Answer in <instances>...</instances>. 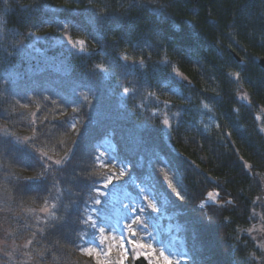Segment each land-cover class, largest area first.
Returning a JSON list of instances; mask_svg holds the SVG:
<instances>
[{
    "label": "trees",
    "instance_id": "16d2710c",
    "mask_svg": "<svg viewBox=\"0 0 264 264\" xmlns=\"http://www.w3.org/2000/svg\"><path fill=\"white\" fill-rule=\"evenodd\" d=\"M162 2L171 5L170 19L163 24L145 9H129L132 0H123V6L122 0H93V7L122 16L119 25L101 26L105 35L98 39L84 20L89 0L79 4L74 0H0V18L6 14L5 38L0 40V88H9L7 94L0 92V136L10 133L29 139L30 145L13 156L0 155V227L6 243L0 263L96 264L93 256L66 236L79 243L87 239L85 230L91 234L76 218L92 197L108 201L100 195L107 189L103 178L115 173L113 184L121 176L132 196L140 198L133 181L151 193L159 208L151 223L173 264H264V249L259 247L264 241L257 231L262 220L249 221L253 207L264 215V207L253 205L257 197L264 201V133L259 131L264 128V67L259 63L264 58V0ZM37 4L44 6L38 16L25 10L24 6ZM51 12L61 13L56 20L72 23L61 28L50 18ZM149 28L167 34L168 59L186 77L171 85L176 93L161 90L172 75L171 67L156 64L163 50L153 42L147 49L149 58L136 47H143V33ZM17 31L22 35H12ZM62 35L86 40L90 49L103 55L90 59L72 55L69 46L55 45ZM118 54L135 60L143 56L147 70L139 79L158 101L124 96L119 74L106 80L92 74L95 64L107 67V61ZM229 72H240L239 82L231 80ZM125 86L131 87L127 82ZM5 95L7 102H2ZM84 95L87 102H82ZM243 95L250 104L238 99ZM141 102L143 109L136 107ZM201 103H209L213 111L201 110ZM177 109H183L178 126L173 117ZM154 111H159L158 117L152 116ZM165 117L171 128L163 125ZM210 118L219 127L205 130L204 121ZM65 122L75 123V128ZM137 137L142 145L136 144ZM106 142L110 154L127 163V168L116 161L112 167L92 164L93 146L102 153ZM40 153L52 161L71 159L63 167L53 164L47 181L33 182L29 190L21 191L27 178L41 173L40 167L29 166L38 164L35 157ZM245 165L251 166L255 178ZM53 177L63 190L59 200L52 188ZM168 179L184 200L171 191ZM93 180L100 181L98 191H92ZM45 186L51 194L44 191ZM212 192L218 193L215 201L209 199ZM45 200L47 205H57H50L51 212L76 222L56 230L48 227L51 218L40 213ZM73 200L76 205L66 216L64 206ZM226 200L233 203L225 205ZM107 208L111 216L109 204ZM253 225L256 230L249 234L247 229Z\"/></svg>",
    "mask_w": 264,
    "mask_h": 264
},
{
    "label": "snow or ice",
    "instance_id": "6c2138e0",
    "mask_svg": "<svg viewBox=\"0 0 264 264\" xmlns=\"http://www.w3.org/2000/svg\"><path fill=\"white\" fill-rule=\"evenodd\" d=\"M8 0H4V3H7ZM75 3L79 4L82 2V0H74ZM121 6H123V0L121 3ZM171 5L166 2H162V0H132V3L129 5V9L136 7L140 9L147 10L148 13L151 14L152 17H155L160 23H167V21L170 19V14L168 12V8ZM26 11L32 12L35 15H39L41 11H43L44 6L37 4L35 6L33 5H26L24 6ZM88 11L87 14L84 17V20L88 26H90L91 30L95 33V37L98 39H102L105 35L104 32H101L99 29L101 26H103L106 23L111 22L112 24L119 25L120 20L122 19V16L119 13L115 12H104L101 11L95 7H93V0H89L88 3ZM45 15H49L48 12H45ZM61 15V13L58 12H51L50 18L57 22L61 28L66 29L70 23H72L71 20H69L67 23L63 20H56V17ZM6 20V14L5 18H0V40H3L4 33L2 31ZM46 22V21H45ZM33 27H40V24H34ZM77 30H83L80 24H74L73 25ZM12 35L19 37L22 35L20 32H14ZM28 36L35 35L34 32H28ZM144 36V45L141 47L139 44L136 46L137 49L141 52H145L149 58L151 57V52L147 51V49H150L153 47V42H155L156 45L159 46L160 49L163 50V56L161 59L156 61L157 65L171 67L172 69V75L171 78L168 80V83L164 85V89H167L170 92L176 93L177 89L175 87H171V85L183 82L186 80V77L182 75L174 66L171 65L170 60L167 56V45L165 41L168 39V36L165 32H162L157 29L149 28L148 31L143 33ZM118 45V41L116 42ZM55 45L64 47L65 45L70 47L71 54L76 55L79 54L86 58H91L94 55H103L102 52H97L96 49H90L88 47L87 41L83 39L79 40H73L71 36L69 35H62L56 42ZM32 45H29L31 47ZM13 47H17L16 45H13ZM7 49L5 48V51ZM242 64H246L247 62H241ZM107 67H105L104 63H97L94 65L93 69L91 70L92 74L94 76L98 75L101 80H106L109 77H116L118 74L123 78L120 87L122 88L123 95L128 97L129 99L135 101V100H143L152 98L154 100H159V97L154 92H149L147 90V87L144 83H142L139 79V76L141 73L147 70V62L143 58V56L139 60L132 59L127 54H118V56L115 58V60H108L107 61ZM243 71V68L241 69ZM67 71V69H66ZM228 77L235 81L239 82L241 78L240 72L235 73H227ZM133 76L132 80H129L128 77ZM2 79V78H0ZM125 82L127 84L131 85V87L125 86ZM159 86V85H157ZM186 86V85H185ZM82 87L87 88L88 92H92L93 89L88 85H82ZM0 92H3L7 94L9 92V88L3 87L0 88ZM217 96H219V93H217ZM238 99L244 103L250 104L251 101L248 99L247 95L239 96ZM88 96L84 95L82 96V102H87ZM2 102H7V95L3 97ZM167 103V102H165ZM83 106H87L86 103L83 104ZM137 108L143 109L145 107V104L143 102L136 105ZM199 108L201 110H207V112H212V108L210 107L209 103H201L199 105ZM76 111V109H74ZM238 112V109L236 110ZM182 113L183 109H177L173 113V117L177 120V126L180 122H182ZM203 114V112H202ZM5 115L7 113L5 112ZM152 116L158 117L159 111L152 112ZM34 123V121H32ZM69 123L70 127L75 128V123L72 122H65ZM163 125L167 126L169 128L172 127L170 124V121L167 117L163 120ZM219 127V125H217ZM205 130H207V126L205 125ZM260 133H264V128L259 129ZM230 136L231 133H228ZM33 143L35 138H31ZM142 140L137 137L136 138V144L142 145ZM23 147H30L29 145V139L21 140L20 138H15L10 133H5L3 136H0V155H4L5 157L13 156L15 152H17L19 149ZM33 152H35V149H33ZM92 164L93 165H100L101 167H106L109 163H112L113 160H115L118 164L121 165L122 168H127L128 164L121 161L118 156H109L107 160L104 159V156L102 153L98 152L96 150V146H93V152H92ZM35 159L38 161V164L29 165L30 167H40L42 169L41 173L38 176L27 178V181L23 184L21 187V191H27L31 187L33 182L39 183L43 181H47L49 177L50 170L52 169V165L55 164L57 166L63 167L70 159L71 157L66 156L63 160H55L52 161L51 157L47 156L46 153H40L35 157ZM51 161V163H49ZM245 168L248 170L249 174L255 176L257 174H254L251 172V166L245 165ZM84 171L90 172V169H85ZM115 173H112L110 175H107L103 179L106 181L104 183L103 187L107 188L108 184L112 183L113 176ZM120 175H124V172L121 171ZM53 184L52 188H55L57 193L56 199L59 200L60 196L63 195V190L59 188V182L55 180V177H53ZM100 184V181L93 180L92 182V191H98V185ZM168 186L171 188V191L175 194L177 198L180 200H184V197L181 195L179 191H177L176 186L172 183L171 179L167 180ZM133 185L139 189L138 195L140 196L139 199H131L129 204H122V207L125 209V214L121 219L114 223L111 221V217L107 214L108 208L107 204L108 201L105 199L102 201L99 198L92 197L91 203L85 202V206L83 209V213L76 218V221L79 223L86 225L87 229H91L92 232L89 235L87 230H85V237L87 239L82 238L79 243L76 241H73L71 239V235L68 234L66 238L69 240V242L76 243V246L80 248L82 252H86L87 255L91 256L93 255V249L86 247V244L88 243H94L96 248L99 249V251H96V256L99 258L100 255H104L105 260L102 262L99 259H97L96 264H125V259L129 253L134 254L135 260H140L141 258L144 259H152L150 254L145 251V249L153 248V245L151 244H143L137 241L136 234L137 230H140L142 232H149V224L152 220L156 218V215L159 213V208L155 203H153L151 200H149L148 194H145V189L140 187L139 185L135 184V181H133ZM44 191H49V194H51L50 190L45 186ZM38 195L43 198L41 193H37ZM126 195H129V193H125ZM100 195H107L106 193H100ZM218 195V193H217ZM209 199L215 201L216 197L212 194H209ZM147 201V203H145ZM49 202L45 200L46 207L43 209L44 212L48 213L49 217L51 218V223L48 225L53 230H56L58 228L64 227L66 228L69 223H75L76 221H72L69 217V219H65L64 216H57L55 212L49 211L47 204ZM225 205H231L233 203L232 200H226ZM104 205L100 208H97V205ZM76 205V201L73 200L70 202L69 205L64 206L66 208L65 215L68 216V213L70 212L71 208ZM254 206H260L264 207V201H260V197L256 198V201H253ZM52 208H56L57 205L53 203L51 205ZM199 207L201 209L205 208L204 204H200ZM90 210V211H89ZM95 215V219L93 218ZM143 217V219H141ZM262 220L264 221V215H260L255 211V207L252 208L251 214L249 216V221L252 220ZM135 226V227H134ZM108 231H118L120 234V243L119 248L121 249V256L119 258H111V251L112 248L110 245L106 244V241L108 239L107 236H102V234L105 233V230ZM256 230V226L253 225L252 228L247 229L248 233L251 234L253 231ZM261 231H264V225L261 226ZM43 232V228L41 229ZM131 237V239L129 238ZM148 239H152L151 233H149ZM255 239V237H253ZM31 243V241L29 242ZM260 248L264 249V244L259 245ZM155 249L153 248V252ZM43 255V254H42ZM161 256H164V259L167 261V264H173V261L169 259L168 256H165L163 252L160 253Z\"/></svg>",
    "mask_w": 264,
    "mask_h": 264
},
{
    "label": "rangeland",
    "instance_id": "374dc122",
    "mask_svg": "<svg viewBox=\"0 0 264 264\" xmlns=\"http://www.w3.org/2000/svg\"><path fill=\"white\" fill-rule=\"evenodd\" d=\"M205 125L207 126L208 130H212L215 127H217V122L214 121V119H209V120H205L204 121ZM108 144H110L109 142H106L105 144V148H103L102 153L104 156V159L107 160L109 158V156H112L110 154V151L108 150ZM115 160L112 161V163H109L107 166H114ZM116 179V183L113 184H108V187L106 189V196L108 198V204H109V210L111 211V221L112 223L115 224L116 221H118L119 219H121V217L124 216L125 214V209L122 207V204H129L130 200L135 198V199H139L138 197L136 198L135 196H132L129 192V190L126 188V186L124 185L121 176H118ZM127 183V181H125ZM125 193H129V195H126ZM145 194H148L149 200H152L151 198V193L145 191ZM213 196H217L216 192H212L211 193ZM263 200H264V194H263ZM147 202V201H145ZM50 205H47L49 211H50ZM46 207V206H45ZM44 208L40 209V213L45 214L46 212L43 211ZM95 219V215L93 217ZM141 219H143V217H141ZM264 225V221L261 222V224H259L257 231H259L260 236L262 238V240L264 241V231H261V226ZM135 227V226H134ZM3 229L0 227V251L2 253H4V249L2 247L5 246V240L1 239L2 234H3ZM2 233V234H1ZM149 233H151L152 239H148ZM102 236H107L108 239L106 241V244L110 245L112 248L111 251V258H119L121 256V249L119 248V243H120V234L118 231H108L107 227L105 230V233L102 234ZM131 239V237H129ZM136 239L138 242L143 243V244H151L153 245V248L155 249V251L153 252V248H148L145 249L146 252H148L150 254V256L152 257V259H148L150 261V263L152 264H167V261L164 259V256H161L160 253L163 252L165 256H167V251L166 249L163 248L162 244L159 243L160 240L158 238V234L156 229L153 227L152 223L150 222L149 224V232H142L140 230H137V234H136ZM9 247H11V245L9 244ZM88 248H92L93 249V256L96 260L99 259L100 261H104L105 257L104 255H100L99 258H97L96 256V251H99L98 248H96L94 243H88L87 246ZM134 254L129 253L125 259V264H134ZM2 264V263H0Z\"/></svg>",
    "mask_w": 264,
    "mask_h": 264
},
{
    "label": "water",
    "instance_id": "95a60500",
    "mask_svg": "<svg viewBox=\"0 0 264 264\" xmlns=\"http://www.w3.org/2000/svg\"><path fill=\"white\" fill-rule=\"evenodd\" d=\"M259 63L262 67H264V58H262ZM134 264H151V263L148 261V259L141 258L140 260H136Z\"/></svg>",
    "mask_w": 264,
    "mask_h": 264
}]
</instances>
